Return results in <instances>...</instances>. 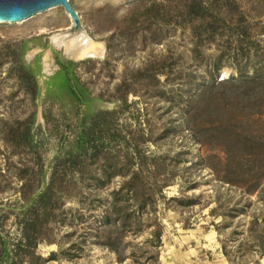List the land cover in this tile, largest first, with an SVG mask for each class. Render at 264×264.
<instances>
[{
	"label": "rangeland",
	"instance_id": "rangeland-1",
	"mask_svg": "<svg viewBox=\"0 0 264 264\" xmlns=\"http://www.w3.org/2000/svg\"><path fill=\"white\" fill-rule=\"evenodd\" d=\"M69 2L101 56L76 60L52 41L69 36L61 7L0 23V264H25L31 252L56 253L47 264H119L92 230L108 194L140 166L143 183L157 180L161 192L147 204V228L127 238L139 263L122 264H264V95L231 109L249 120L239 146L221 138L203 146L186 119L205 86L264 74V0H231L236 18L212 26L191 22L184 0ZM72 79L82 86V105L50 87ZM227 147L230 158L255 169L253 190L222 182ZM51 181L53 210L20 261L17 217Z\"/></svg>",
	"mask_w": 264,
	"mask_h": 264
},
{
	"label": "trees",
	"instance_id": "trees-1",
	"mask_svg": "<svg viewBox=\"0 0 264 264\" xmlns=\"http://www.w3.org/2000/svg\"><path fill=\"white\" fill-rule=\"evenodd\" d=\"M184 1L186 2L182 12L188 14L191 22L197 25L206 23L208 26H212L218 21L233 22L236 18L232 13L230 4H228L231 0H217L221 4L219 7H215V5L212 7L211 4L215 0ZM223 4L228 5L223 6ZM71 64L74 63L71 62ZM28 71L30 74L32 73L30 70ZM223 84L229 85L227 91H224L225 93H219V88L214 90V88ZM50 87L52 89L68 90L76 105H82L86 101L82 86L75 79L54 85L51 84ZM252 94L264 95V74L256 73L253 76H242L240 78L231 77L205 86L186 107V119L189 129L197 136L203 146H206L213 139L220 138L229 144L234 141L238 146L241 145L248 138L244 127L249 120L244 121L242 118L235 116L231 113V109L236 105L239 106V110H244L245 104L240 105V103L245 99L249 100ZM202 116H208L210 121H202L200 119ZM89 149H96V145L89 146ZM221 153L223 157L220 158V165L224 176L221 179L222 182L237 186L249 183V190H253L258 186L259 178L253 177L254 168L247 167L243 162L230 158V149L228 147L221 150ZM142 165L144 164L142 163ZM262 166L264 168V162ZM142 169L143 167L140 166L136 173H133L127 180H123L119 187L108 194L106 206L99 214V220L92 230L98 238V244L114 253L119 264L124 263L128 258L135 263H139V256L136 255V252L132 250L127 253V249L132 245L127 238L129 235L137 237L147 228L148 225L146 226V223L149 219L147 220L146 217L150 215L146 209L147 204L149 201L154 200L156 192H161L159 181L154 180V184L150 185V187L143 183L140 175ZM215 172L217 175L220 174L218 170ZM231 177L233 179H230ZM261 179L264 180V173L261 174ZM52 183L51 181L36 198L32 197L30 201L33 204L30 209L17 217L18 221L20 220V232L13 253L17 259L20 258V261L22 256L25 255L23 253H29L27 250L30 247L37 246L38 238L36 234L39 230L38 225L41 217L44 220L53 210ZM160 227L161 225L158 222L157 229L153 231L154 237L150 243H153L154 247H157L160 243ZM2 244L4 260L7 262L8 253L5 250L4 241ZM29 254L27 255L30 259L25 261V264H47L56 256V253H51L46 258L33 252ZM146 254H148L147 251L143 252V256ZM261 254H264V250ZM156 255H150L146 259L157 262L158 257Z\"/></svg>",
	"mask_w": 264,
	"mask_h": 264
},
{
	"label": "water",
	"instance_id": "water-1",
	"mask_svg": "<svg viewBox=\"0 0 264 264\" xmlns=\"http://www.w3.org/2000/svg\"><path fill=\"white\" fill-rule=\"evenodd\" d=\"M54 7H61L69 16L71 28L67 34L70 37L83 32L80 19L69 0H0V23L23 22Z\"/></svg>",
	"mask_w": 264,
	"mask_h": 264
},
{
	"label": "bare ground",
	"instance_id": "bare-ground-1",
	"mask_svg": "<svg viewBox=\"0 0 264 264\" xmlns=\"http://www.w3.org/2000/svg\"><path fill=\"white\" fill-rule=\"evenodd\" d=\"M52 41L76 60L86 57H98L103 53L102 45L90 40L83 32L71 37L63 35L55 36L52 38Z\"/></svg>",
	"mask_w": 264,
	"mask_h": 264
}]
</instances>
